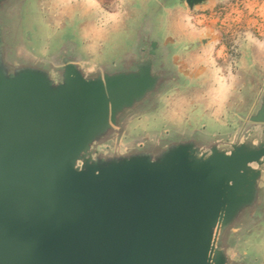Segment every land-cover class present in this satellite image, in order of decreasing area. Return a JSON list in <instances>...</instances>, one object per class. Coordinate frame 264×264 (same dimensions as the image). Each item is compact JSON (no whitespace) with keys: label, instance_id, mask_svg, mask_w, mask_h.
Returning <instances> with one entry per match:
<instances>
[{"label":"water","instance_id":"water-1","mask_svg":"<svg viewBox=\"0 0 264 264\" xmlns=\"http://www.w3.org/2000/svg\"><path fill=\"white\" fill-rule=\"evenodd\" d=\"M212 1L0 0V264H264V45L218 89Z\"/></svg>","mask_w":264,"mask_h":264},{"label":"rangeland","instance_id":"rangeland-1","mask_svg":"<svg viewBox=\"0 0 264 264\" xmlns=\"http://www.w3.org/2000/svg\"><path fill=\"white\" fill-rule=\"evenodd\" d=\"M76 1L79 0H60V3L72 4ZM81 1L85 8H93L92 10L96 11L97 20L103 23L120 14L125 2H128V0ZM177 20H181L188 32L194 34L212 29L214 40L204 57L215 72L217 88L221 89L225 88L230 80L233 62L237 57L238 38L244 31L254 32L252 29L254 24H264V0H213L192 12L182 11Z\"/></svg>","mask_w":264,"mask_h":264},{"label":"crops","instance_id":"crops-1","mask_svg":"<svg viewBox=\"0 0 264 264\" xmlns=\"http://www.w3.org/2000/svg\"><path fill=\"white\" fill-rule=\"evenodd\" d=\"M252 29L254 30V33L252 31V36L258 40V43L261 45H264V24L256 23L253 25Z\"/></svg>","mask_w":264,"mask_h":264}]
</instances>
